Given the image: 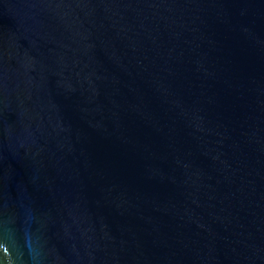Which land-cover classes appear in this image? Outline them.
<instances>
[{
  "label": "water",
  "instance_id": "95a60500",
  "mask_svg": "<svg viewBox=\"0 0 264 264\" xmlns=\"http://www.w3.org/2000/svg\"><path fill=\"white\" fill-rule=\"evenodd\" d=\"M0 264H264V0H0Z\"/></svg>",
  "mask_w": 264,
  "mask_h": 264
}]
</instances>
